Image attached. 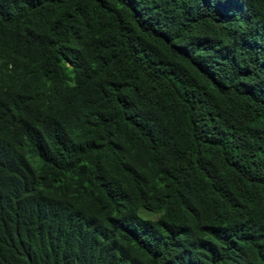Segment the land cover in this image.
<instances>
[{
  "label": "trees",
  "instance_id": "obj_1",
  "mask_svg": "<svg viewBox=\"0 0 264 264\" xmlns=\"http://www.w3.org/2000/svg\"><path fill=\"white\" fill-rule=\"evenodd\" d=\"M0 264H264V0H0Z\"/></svg>",
  "mask_w": 264,
  "mask_h": 264
},
{
  "label": "rangeland",
  "instance_id": "obj_2",
  "mask_svg": "<svg viewBox=\"0 0 264 264\" xmlns=\"http://www.w3.org/2000/svg\"><path fill=\"white\" fill-rule=\"evenodd\" d=\"M139 212H140L141 214H143L141 210H139ZM151 215H152V214H151Z\"/></svg>",
  "mask_w": 264,
  "mask_h": 264
}]
</instances>
